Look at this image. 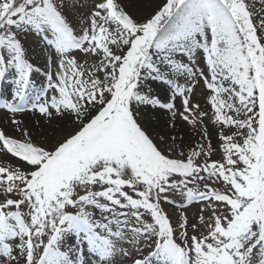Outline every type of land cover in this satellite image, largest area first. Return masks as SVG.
<instances>
[{
    "label": "snow or ice",
    "instance_id": "snow-or-ice-1",
    "mask_svg": "<svg viewBox=\"0 0 264 264\" xmlns=\"http://www.w3.org/2000/svg\"><path fill=\"white\" fill-rule=\"evenodd\" d=\"M0 83V264H264V8L0 0Z\"/></svg>",
    "mask_w": 264,
    "mask_h": 264
},
{
    "label": "rangeland",
    "instance_id": "rangeland-1",
    "mask_svg": "<svg viewBox=\"0 0 264 264\" xmlns=\"http://www.w3.org/2000/svg\"><path fill=\"white\" fill-rule=\"evenodd\" d=\"M248 3L250 4L251 7L255 11H259L261 8H264V3L262 2H257V0H248ZM75 22V21H74ZM9 92V85L6 83H0V99L7 98ZM207 95L206 90L203 88V83L201 82V85L196 89L195 95L193 96V101L194 102H199L202 107H206L205 104V97ZM179 100L177 101V105L179 106ZM160 112L164 113V115L167 116L166 111L160 110ZM158 112H150L146 115V120H151L152 122H155L156 118L158 117L157 115ZM11 114L8 113L6 114L4 111H0V129L4 130L6 134L10 136H14L19 138V132L16 131L15 126L12 128L9 127V119ZM32 118L31 115H26L23 117V119L26 118ZM8 128V129H6ZM33 130L30 129V131L33 133V139L36 140L37 142L41 141L44 139L43 136L38 135V131L40 129L32 127ZM12 129V130H11ZM11 130V131H10ZM50 134V133H49ZM182 135L184 137L185 143L192 145L193 142H198L201 139V132L198 130L192 129L190 125H185L182 128L177 129L176 132L171 133V135ZM213 144L215 145L216 143V137H212ZM218 156H213V159H217ZM19 164L18 159L13 158L10 154L5 155L3 153H0V166H7V167H14ZM166 210L169 212V214H172V208L165 205ZM196 206L193 205L189 208L188 210V216L191 218L193 215L196 214ZM148 251H151V249H145L144 254L146 255ZM152 264H159V262L156 260V258H152Z\"/></svg>",
    "mask_w": 264,
    "mask_h": 264
},
{
    "label": "bare ground",
    "instance_id": "bare-ground-1",
    "mask_svg": "<svg viewBox=\"0 0 264 264\" xmlns=\"http://www.w3.org/2000/svg\"><path fill=\"white\" fill-rule=\"evenodd\" d=\"M156 112H158L157 113V115H158V118L161 120V121H163L164 119H166L167 118V116L166 115H164V113H162V112H160V110L159 111H156ZM25 120V122L26 123H28V122H31L32 124H35V120L33 119V118H26V119H24ZM10 123V122H9ZM14 125H12L11 123L9 124V127L8 128H12ZM8 128H6V129H8ZM31 130H33V128H30ZM12 130V129H11ZM10 130V131H11ZM41 131V129L38 131V132H40Z\"/></svg>",
    "mask_w": 264,
    "mask_h": 264
}]
</instances>
